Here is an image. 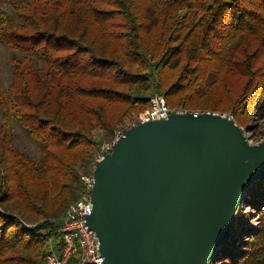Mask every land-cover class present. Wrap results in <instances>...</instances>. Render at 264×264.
Here are the masks:
<instances>
[{"label": "trees", "instance_id": "16d2710c", "mask_svg": "<svg viewBox=\"0 0 264 264\" xmlns=\"http://www.w3.org/2000/svg\"><path fill=\"white\" fill-rule=\"evenodd\" d=\"M0 43L13 50L0 82V264H42L95 132L110 138L153 95L238 125L264 117V0H0ZM14 120L38 158L14 148ZM210 264H264V177Z\"/></svg>", "mask_w": 264, "mask_h": 264}, {"label": "water", "instance_id": "95a60500", "mask_svg": "<svg viewBox=\"0 0 264 264\" xmlns=\"http://www.w3.org/2000/svg\"><path fill=\"white\" fill-rule=\"evenodd\" d=\"M93 177L86 223L104 264H210L264 177V139L223 113H172L126 129Z\"/></svg>", "mask_w": 264, "mask_h": 264}, {"label": "built area", "instance_id": "2783aa9c", "mask_svg": "<svg viewBox=\"0 0 264 264\" xmlns=\"http://www.w3.org/2000/svg\"><path fill=\"white\" fill-rule=\"evenodd\" d=\"M150 101L151 106L140 112L123 128L115 129L111 137L103 140L96 149L88 172L80 174V195L67 206L63 213L61 226L58 230L60 245L57 247L56 242L48 239L46 255L42 264H66L73 255L78 257L77 264H104L99 250V239L86 223V216L92 211L93 171L97 162L112 151L114 143L121 138L126 129L149 120L165 118L172 113L186 112L179 107H170L165 98L159 94L153 95Z\"/></svg>", "mask_w": 264, "mask_h": 264}, {"label": "rangeland", "instance_id": "374dc122", "mask_svg": "<svg viewBox=\"0 0 264 264\" xmlns=\"http://www.w3.org/2000/svg\"><path fill=\"white\" fill-rule=\"evenodd\" d=\"M1 5L4 7H8L5 3H1ZM12 53H13L12 48L4 46L0 43V82L4 88H7L10 82V75H11L10 57ZM150 106H151V101H150ZM170 107L182 108L181 106H178V105L170 106ZM184 110L185 111H197L198 109L196 110L184 109ZM140 112L135 114L132 117V120L135 119V117L139 115ZM223 114L230 116L233 119L232 115L228 113H223ZM0 121H1V110H0ZM239 126L243 129L244 135L246 136L249 143L257 144L264 139V117L263 118L246 117ZM12 131H13L14 148L17 151L24 152V153L29 154L32 157L38 158L39 148H38L37 143L31 137L27 135L26 131L21 127V125L16 120H14L12 123ZM95 135H96V138L99 139L101 142L105 140V137L101 131H96ZM249 223L250 225H253V223L257 224L258 221L254 219L252 222H249ZM59 241H60V238L55 239L56 243H58Z\"/></svg>", "mask_w": 264, "mask_h": 264}]
</instances>
